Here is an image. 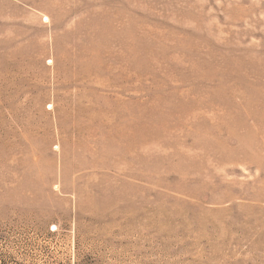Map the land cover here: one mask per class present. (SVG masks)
Wrapping results in <instances>:
<instances>
[{
  "label": "rangeland",
  "instance_id": "rangeland-1",
  "mask_svg": "<svg viewBox=\"0 0 264 264\" xmlns=\"http://www.w3.org/2000/svg\"><path fill=\"white\" fill-rule=\"evenodd\" d=\"M0 264H264V0H0Z\"/></svg>",
  "mask_w": 264,
  "mask_h": 264
}]
</instances>
